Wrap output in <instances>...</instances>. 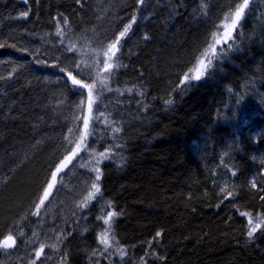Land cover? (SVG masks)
Wrapping results in <instances>:
<instances>
[{
    "label": "trees",
    "instance_id": "1",
    "mask_svg": "<svg viewBox=\"0 0 264 264\" xmlns=\"http://www.w3.org/2000/svg\"><path fill=\"white\" fill-rule=\"evenodd\" d=\"M249 1L186 83L243 0H0V264H264V0ZM61 67L99 88L97 122L36 214L84 135L89 89Z\"/></svg>",
    "mask_w": 264,
    "mask_h": 264
},
{
    "label": "snow or ice",
    "instance_id": "2",
    "mask_svg": "<svg viewBox=\"0 0 264 264\" xmlns=\"http://www.w3.org/2000/svg\"><path fill=\"white\" fill-rule=\"evenodd\" d=\"M145 2V0H138L139 4H143ZM233 3H235V0H233ZM248 8V0H243L242 3H235V10L233 12L230 13V15L232 16V20H231V24H223L222 27L225 29L223 31L222 34H220V29L219 28H215V31L213 33V37H212V42H207L206 41V47L203 50V52L200 54L199 59L197 60V64L198 67H196L195 69H192V71L195 72V75L192 77V79L194 80H200L201 76L204 74V70L208 67V65H210L212 63V58H219L220 55L223 54V51H218L217 46H224L227 45L229 48L231 47V45L229 44L230 41L233 40V31L237 29L238 25L240 24V20L241 18L245 15V9ZM24 17H27L28 12L25 11L22 14ZM228 17L225 16V20H227ZM67 18H65V22H66ZM133 21H134V17H133ZM131 25L128 24L126 26L123 27L122 31H119V37L123 38L125 37V35L130 31ZM62 34V30L58 27L57 28V35H61ZM117 45H120V47H122L123 45L121 44V40L117 39L114 43L109 44L108 46V50L104 53V55L108 58V60H111L112 57H114L116 55V51H118L119 49L117 48ZM4 45H0V47H2ZM207 61V63L205 62ZM77 68L80 67V65L76 66ZM111 67V65L109 63H107L106 61L104 62V70L108 71L109 68ZM61 72H65L66 75L68 76V79L71 80L72 84L77 86L76 88H73L72 90L74 92H77L78 95L83 96V92H80L79 89H89V97H88V107H89V111H91V106H92V99H91V88L92 85L91 84H87V83H83L82 79H77L76 76H74L72 74V72L70 71H66V69L64 67L60 68ZM77 75H81V73H77ZM189 80V76L187 74H184L183 76V81H188ZM84 101L81 100V106L83 105ZM84 135H82L79 139V142L76 143L75 148L71 149L69 152V155H67L64 160L61 161L60 165L57 166L56 172L53 173L52 176V181L54 182L56 180V174L59 173L62 168L66 167L68 163L71 162V160L78 154V152L81 150V146L84 145L85 149H87L89 146L87 144H85V138L87 136L93 135L92 132L88 131V125H89V121L88 119H85L84 122ZM69 132H72V129H69ZM71 143V141H70ZM103 154V153H102ZM97 172H99V169H97ZM95 179L98 181L100 180V175L97 174ZM54 187V183H49L47 185V187L45 188V190L43 191V196L39 201V204L37 205V213L39 214V205H43L44 201L51 195V189ZM93 187L97 189V191H99V189L97 188V186L95 184H93ZM262 199H264V197H262ZM119 215V213L117 212H108L106 213L107 218L104 220L105 224H109V222L112 220V218L114 216ZM255 232V228L250 229L248 232V236L251 238L253 236ZM156 236H160V233L157 232ZM11 241V243H9ZM102 243H104L106 245V250L107 247H111V245L109 244L108 239L106 238V236L102 237ZM15 241L13 240V237L11 235L7 236L3 242V247L5 248H11L14 245ZM43 252V248L41 247L39 251L36 252V257L39 258L41 253ZM33 264H35V261H33Z\"/></svg>",
    "mask_w": 264,
    "mask_h": 264
},
{
    "label": "rangeland",
    "instance_id": "3",
    "mask_svg": "<svg viewBox=\"0 0 264 264\" xmlns=\"http://www.w3.org/2000/svg\"><path fill=\"white\" fill-rule=\"evenodd\" d=\"M117 48H118V46H117ZM218 49V48H217ZM116 53H117V51H116ZM223 56H224V53L222 54V55H220V57L218 58V59H216V58H212V63L210 64V65H208V67L204 70V74L201 76V79L200 80H202V79H204L205 77H206V75L208 74V72L211 70V68L217 63V62H220L222 59H223ZM103 58H104V62L106 61L107 63H109L110 64V61L111 60H108V58L103 54ZM112 59H113V57H112ZM216 59V60H215ZM206 63H207V61H205ZM198 67V66H197ZM110 69L111 68H109V70L108 71H110ZM105 72H107V71H105L104 70V63H103V65L101 64V69L99 70V73H98V75H97V78L98 79H101V78H103L104 77V75H105ZM195 75V72L194 71H192L190 74H188V76H189V80L188 81H184V82H198V81H200V80H194V79H192V77ZM99 88H96V89H93V91L91 92V94L94 96V97H96L95 95H100V91L98 90ZM89 93V92H88ZM92 99V98H91ZM94 99H92V106H91V111H89V107L87 106V108L85 109V112H84V117L82 116L83 115V113H82V115H81V117L79 118V121L81 122V120H83V122H84V120L85 119H88V121H89V125H88V131H91V128H92V126H93V123H92V121L93 122H97V117H95V116H93V108H94ZM83 122H82V124H83ZM83 128H84V124H83ZM85 131V130H84ZM89 136H87L86 138H85V141L87 140V138H88ZM86 144H87V141H86ZM85 149V147H84V145H82L81 146V150L78 152V154L71 160V162L70 163H68L67 164V166L66 167H64V168H62V170L59 172V173H57L56 174V180L53 182L52 180H51V183H54V187L51 189V195H52V193H53V191H54V188H55V186H56V184H57V181H58V179H59V177L67 170V169H69L70 168V166L74 163V162H76L78 159H79V154L83 151ZM86 150V149H85ZM89 156H92V155H89ZM112 156V154H109V155H107V156H105V157H107V158H109V157H111ZM92 159H94V158H92ZM94 162H89L88 163V166H91L92 164H93ZM51 195L44 201V203H46V202H48V200H49V198L51 197ZM251 225V227H253V224H250ZM104 236H107V239L109 240V236H108V233H103L102 235H101V237H104ZM104 244V243H103ZM105 245V244H104ZM106 246V245H105Z\"/></svg>",
    "mask_w": 264,
    "mask_h": 264
},
{
    "label": "water",
    "instance_id": "4",
    "mask_svg": "<svg viewBox=\"0 0 264 264\" xmlns=\"http://www.w3.org/2000/svg\"><path fill=\"white\" fill-rule=\"evenodd\" d=\"M248 8H249V2H248ZM248 8L247 9H245V13H246V11L248 10ZM66 78L68 79V76L66 75ZM69 80V79H68ZM70 82H71V80H69ZM71 84H72V82H71ZM73 85V84H72ZM73 86H75V85H73ZM263 174H264V172H263Z\"/></svg>",
    "mask_w": 264,
    "mask_h": 264
}]
</instances>
